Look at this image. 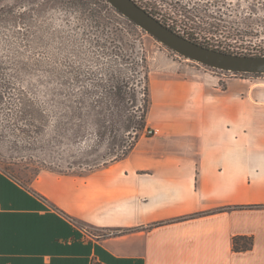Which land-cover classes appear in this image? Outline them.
<instances>
[{
  "label": "crops",
  "instance_id": "0c3cea01",
  "mask_svg": "<svg viewBox=\"0 0 264 264\" xmlns=\"http://www.w3.org/2000/svg\"><path fill=\"white\" fill-rule=\"evenodd\" d=\"M149 88L157 133L123 158L0 171V264H264V73L171 64Z\"/></svg>",
  "mask_w": 264,
  "mask_h": 264
},
{
  "label": "rangeland",
  "instance_id": "374dc122",
  "mask_svg": "<svg viewBox=\"0 0 264 264\" xmlns=\"http://www.w3.org/2000/svg\"><path fill=\"white\" fill-rule=\"evenodd\" d=\"M147 2L164 15L169 13L178 27H192L207 36L210 44L239 54L264 55V0ZM88 28L72 0H0V71L4 73L0 85L10 82L22 88L46 117L45 129L35 133L36 138H26L13 130L6 108L10 102L0 100V171L19 184H29L43 170L84 172L121 154L134 141L132 130L128 135L108 130L110 124L120 125L115 107L111 117L110 110L95 113L94 93L100 89L99 75L106 64L132 77H137L133 69L141 57L146 58L149 72L171 64L223 72L177 54L148 33L132 38L131 47L89 48L81 39L91 34ZM136 94L141 109V84ZM150 107L151 96L146 120ZM36 117V124L42 122L41 116ZM146 125L137 129V141L152 136ZM133 126H139L137 117Z\"/></svg>",
  "mask_w": 264,
  "mask_h": 264
},
{
  "label": "trees",
  "instance_id": "16d2710c",
  "mask_svg": "<svg viewBox=\"0 0 264 264\" xmlns=\"http://www.w3.org/2000/svg\"><path fill=\"white\" fill-rule=\"evenodd\" d=\"M137 3L144 7L146 11L158 18L164 25L168 26L183 37L205 47L227 53H235L221 48L219 45L210 44L207 36L195 32L192 27H188L187 29L181 28V26L178 27L177 20H174L173 17L169 16V13L164 15L163 13L157 11V7L151 5L147 2V0L143 2L144 4L139 2ZM72 4L77 6L81 11V14H83L87 19V26H89L88 30L91 34H89L86 38L84 37L81 39L86 42L89 48L109 49L111 46L115 47L114 45L118 48L126 46L131 47L130 42L132 38H138L143 34H147L133 21L122 15L120 11L111 6L106 0H72ZM19 18L20 17H18V19ZM96 31H98L99 34H96ZM125 33L130 34L131 39L127 37ZM76 39L77 38H74L72 41L76 42ZM73 55L75 54H72V56ZM135 64L136 67H139L137 70L136 67L133 69V71L137 74V77H132L131 74H127L124 69H113L111 66L109 67V63L106 64L105 68H102L105 72L99 75L101 76L99 82V85H101L100 89L94 93V107H96L95 113L97 115L104 113L106 110H110L109 114L111 117L112 107L116 108L115 116L119 119L120 125H116V123L110 124V126L107 127L109 128V131L115 129L117 130V133H127V135L130 133V130L134 132L133 137H131L134 141L128 145L127 148L123 149L121 154H117L110 160L121 159L128 154L133 145L137 142L139 136L137 135V129L144 127L146 123V115L150 106L149 70L145 57H141L140 61ZM73 71L74 69L72 66V72ZM223 71L229 72L226 70ZM232 73L241 75L260 74L244 72ZM3 74L4 73L0 71V77ZM10 84L12 83L8 82L0 85V100L2 101L5 99L6 102H10L9 106L6 108L8 109L7 112L12 120V124L14 125L13 130L22 133L26 138H36L35 133L39 134L38 132L45 129L46 124L43 123V120L46 119L45 115H43L45 111L44 109L37 107V102L31 100L22 88L11 86ZM140 84L142 85L144 95L141 109L138 106L136 99L137 86ZM117 99L120 101L119 104L115 101ZM138 112L140 113L139 115ZM36 115L41 116L42 122H39V124L35 123L37 120ZM136 117L137 121L139 119V126L137 128L133 126L134 118ZM111 119L112 118L109 120ZM22 120H24L23 123H21ZM97 128H99L98 124ZM106 161L107 160H104L101 163ZM101 163H96L93 166L100 165ZM72 174L80 173L72 172ZM252 242V237L238 235L232 240V248L235 251L248 250L251 248Z\"/></svg>",
  "mask_w": 264,
  "mask_h": 264
},
{
  "label": "water",
  "instance_id": "95a60500",
  "mask_svg": "<svg viewBox=\"0 0 264 264\" xmlns=\"http://www.w3.org/2000/svg\"><path fill=\"white\" fill-rule=\"evenodd\" d=\"M106 1L146 33L187 59L230 72L264 73V55L227 53L205 47L164 25L135 0Z\"/></svg>",
  "mask_w": 264,
  "mask_h": 264
},
{
  "label": "built area",
  "instance_id": "2783aa9c",
  "mask_svg": "<svg viewBox=\"0 0 264 264\" xmlns=\"http://www.w3.org/2000/svg\"><path fill=\"white\" fill-rule=\"evenodd\" d=\"M230 73L232 74V72H230ZM147 131L151 135H154L155 133H157V131L155 129H148ZM82 228H83V230H85L86 232H88L84 227H82Z\"/></svg>",
  "mask_w": 264,
  "mask_h": 264
}]
</instances>
